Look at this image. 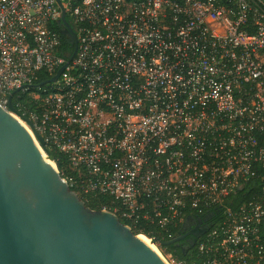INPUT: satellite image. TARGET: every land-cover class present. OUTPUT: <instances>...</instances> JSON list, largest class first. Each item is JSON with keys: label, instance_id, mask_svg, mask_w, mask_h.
Returning <instances> with one entry per match:
<instances>
[{"label": "built area", "instance_id": "obj_1", "mask_svg": "<svg viewBox=\"0 0 264 264\" xmlns=\"http://www.w3.org/2000/svg\"><path fill=\"white\" fill-rule=\"evenodd\" d=\"M16 90L36 108L13 115L77 195L169 237L219 208L202 264H264V0H0L3 108Z\"/></svg>", "mask_w": 264, "mask_h": 264}, {"label": "water", "instance_id": "obj_2", "mask_svg": "<svg viewBox=\"0 0 264 264\" xmlns=\"http://www.w3.org/2000/svg\"><path fill=\"white\" fill-rule=\"evenodd\" d=\"M62 34L76 45L68 26ZM63 69L36 87L54 83ZM17 93L6 109L0 105V264H166L115 213L91 210L70 189L44 141L35 134L38 146L13 115ZM180 239L149 240L166 247Z\"/></svg>", "mask_w": 264, "mask_h": 264}, {"label": "trees", "instance_id": "obj_3", "mask_svg": "<svg viewBox=\"0 0 264 264\" xmlns=\"http://www.w3.org/2000/svg\"><path fill=\"white\" fill-rule=\"evenodd\" d=\"M61 43L62 48L65 50H70L72 45L69 39L65 36L61 35ZM47 76L44 73H38L36 79L33 81V87H36L40 83L47 81ZM30 91H35L34 89H30ZM12 105L15 111L22 114L24 111H33L36 107L30 101V98L27 97L26 93H17L12 98ZM56 159L57 167L59 171L63 174L65 178L74 177L72 171L69 170L66 159L55 153H52ZM74 190V189H73ZM78 193V191L74 190ZM258 194V188L255 187H246L243 189L236 197L227 199L223 202L224 207L229 208H236L240 205H243L250 200H252L253 195ZM81 199L85 203V205L90 208L91 210H108V211H117L119 205L113 203L112 199L106 196H92V195H80ZM221 209L212 211L211 213H215L212 218V223L216 224L218 221L221 220ZM210 213V214H211ZM117 215L120 214L117 212ZM120 221L131 228L135 235H143L145 238H159L164 243H169L174 238H178V233L180 228H171L169 233L171 237H169L166 233L162 232L156 225L144 221L142 218H139L137 221H129L120 219ZM205 235H202L199 240L197 241L196 245L190 250L188 253H184L183 249L176 247L175 243L170 244L166 247H158L164 254L169 255L174 261L180 262L182 264H202L205 260L204 256H200L197 252V246L200 242L204 241Z\"/></svg>", "mask_w": 264, "mask_h": 264}, {"label": "flooded vegetation", "instance_id": "obj_4", "mask_svg": "<svg viewBox=\"0 0 264 264\" xmlns=\"http://www.w3.org/2000/svg\"><path fill=\"white\" fill-rule=\"evenodd\" d=\"M208 217L209 216L207 215L204 217L193 216V219L185 221L178 235V237H181V239L178 242H175V246L183 249L184 253L190 252V250L196 245L197 241L201 237L194 235V232H196L197 228L200 230L207 229V227L213 224L212 218L208 219ZM200 222H202L201 225Z\"/></svg>", "mask_w": 264, "mask_h": 264}, {"label": "rangeland", "instance_id": "obj_5", "mask_svg": "<svg viewBox=\"0 0 264 264\" xmlns=\"http://www.w3.org/2000/svg\"><path fill=\"white\" fill-rule=\"evenodd\" d=\"M156 247V250L158 252V254L161 256V258L167 263V264H173L176 263V261H174L169 255L164 254L156 245H154Z\"/></svg>", "mask_w": 264, "mask_h": 264}, {"label": "bare ground", "instance_id": "obj_6", "mask_svg": "<svg viewBox=\"0 0 264 264\" xmlns=\"http://www.w3.org/2000/svg\"><path fill=\"white\" fill-rule=\"evenodd\" d=\"M140 238L147 244L149 245V247H151L157 254V250H156V247L150 242L149 239L145 238L144 236H140ZM167 264V263H166Z\"/></svg>", "mask_w": 264, "mask_h": 264}]
</instances>
